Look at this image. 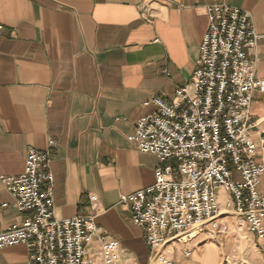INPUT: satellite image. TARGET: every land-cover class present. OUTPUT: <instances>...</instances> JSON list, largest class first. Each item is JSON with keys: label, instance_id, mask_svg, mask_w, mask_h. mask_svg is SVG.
I'll return each instance as SVG.
<instances>
[{"label": "crops", "instance_id": "crops-1", "mask_svg": "<svg viewBox=\"0 0 264 264\" xmlns=\"http://www.w3.org/2000/svg\"><path fill=\"white\" fill-rule=\"evenodd\" d=\"M223 4L250 12L264 37V0H0V177L21 176L30 150H48L56 217L96 214L120 243L121 264H148L144 230L121 199L153 185L159 161L128 137L153 110L144 103L172 101L189 83L205 10ZM250 58L264 80V39ZM251 113L264 120V93H254ZM24 218L0 181V233ZM230 237L204 235L176 264H246L244 248L248 264H264ZM27 259L24 246L0 250V264Z\"/></svg>", "mask_w": 264, "mask_h": 264}, {"label": "built area", "instance_id": "built-area-1", "mask_svg": "<svg viewBox=\"0 0 264 264\" xmlns=\"http://www.w3.org/2000/svg\"><path fill=\"white\" fill-rule=\"evenodd\" d=\"M205 11L208 28L191 80L172 101L144 103L153 110L128 137L159 161L153 185L121 199L144 230L148 264H176L180 249L189 258L200 237L229 233L227 219L264 244V120L251 113L264 80L250 58L264 37L248 11L226 4ZM0 181L25 216L0 233V250L24 246L27 264H121L120 243L97 226L96 214L56 217L48 150H30L23 174Z\"/></svg>", "mask_w": 264, "mask_h": 264}, {"label": "rangeland", "instance_id": "rangeland-1", "mask_svg": "<svg viewBox=\"0 0 264 264\" xmlns=\"http://www.w3.org/2000/svg\"><path fill=\"white\" fill-rule=\"evenodd\" d=\"M220 195H221V197H222V202H224V199H225V197H227L223 192H220ZM227 222L228 223H230V226H231V230L229 231V233L227 234V235H225L224 237L223 236H221L220 237V239H224V240H226V236H230L231 235V237H232V240L233 241H237V242H240V241H242V239H243V243L244 244H246V243H248V244H250L251 245V247L253 248V249H257V250H259L258 251V253H256L257 255H259L260 256V258H262V260H263V263H264V247H262L261 245H262V242H260V241H258L257 239H256V237H255V235L254 234H252L250 231H249V229L248 228H241V227H239L237 224H235V223H233V220L232 219H227ZM239 233V236L237 235V233ZM241 232V233H240ZM233 234H235L234 236H233ZM250 235H252V238L250 237ZM230 237V238H231ZM238 237V238H237ZM239 244V243H238ZM250 249H243V251H239L240 252V259H243V260H246V264H248V262H247V260H249V258H250V254H249V251ZM178 256V255H177ZM177 256H176V258H177ZM233 263V262H232ZM235 263V262H234ZM227 264V263H226Z\"/></svg>", "mask_w": 264, "mask_h": 264}]
</instances>
